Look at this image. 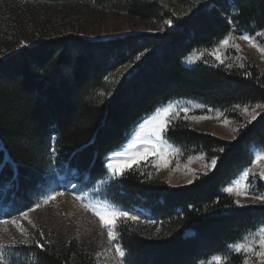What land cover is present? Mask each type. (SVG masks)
I'll return each mask as SVG.
<instances>
[{
  "label": "trees",
  "instance_id": "16d2710c",
  "mask_svg": "<svg viewBox=\"0 0 264 264\" xmlns=\"http://www.w3.org/2000/svg\"><path fill=\"white\" fill-rule=\"evenodd\" d=\"M24 1L81 2L163 29L107 41L62 31L0 59V207L10 213L30 208L52 166L104 178L107 155L161 104L189 97L219 108L264 106V74L256 65L183 62L194 49L216 45L233 24L251 34L264 29V0H174L185 10L181 14L162 0ZM0 30L8 32L3 25ZM130 64L128 75L113 80ZM166 138L188 155L215 156L217 163L182 186L151 179L137 166L112 182L114 201L148 210L155 219L150 227L129 220L119 225L128 263L199 264L227 253L229 264H240L229 245L264 225V204L240 207L224 188L251 165L254 147L264 149V111L231 140L183 119L171 122ZM37 257L41 264H98L76 240L37 248Z\"/></svg>",
  "mask_w": 264,
  "mask_h": 264
},
{
  "label": "rangeland",
  "instance_id": "374dc122",
  "mask_svg": "<svg viewBox=\"0 0 264 264\" xmlns=\"http://www.w3.org/2000/svg\"><path fill=\"white\" fill-rule=\"evenodd\" d=\"M162 2L170 6L176 14L185 11L175 5L174 0H162ZM228 20L233 24L230 18ZM0 25H3L9 32L0 30V59L37 42L44 36L62 31H76L87 39L107 41L163 29L162 25L151 21L130 18L117 11L93 9L86 7L81 2L50 5L45 2L32 4L24 0H8L3 6H0ZM262 33H264V29L254 34L239 32L233 24L232 31L216 45L194 49L184 58L183 62L188 66L197 63H211L226 67H241L249 62L256 65L264 74V53L260 51V48H264ZM244 36L251 37L259 47L243 39ZM225 39L229 40L228 45L221 43ZM232 45H239V48L232 47ZM217 49H219L224 63H220L212 55ZM132 69V64L121 67L114 74L113 80L128 75ZM169 107L171 109L169 125L175 120L183 119L188 125L199 131L227 140L234 139L246 123L254 121L264 111L262 104L219 108L189 97L173 99L145 115L129 139L121 147L107 155V174L104 178L92 179L88 176H81L73 170H64L63 172L52 166L49 168L46 181L38 185V195L28 210L21 213H10L6 205L0 207V244L9 246L0 250L8 255V264H41L37 257V248L42 249L45 245L68 244L73 240L78 241L88 253L94 256L98 264H129L127 250L121 243L118 229L119 225L127 220L123 218L118 220L117 227L114 229L116 239L110 241L108 227L102 226L100 216L94 214L84 205H106L109 209L126 211L130 216L138 217V220L129 219V221L142 222L149 227L154 224L155 219L148 210L127 207L111 198L113 188L111 184L121 174H113L109 164L117 160H127L131 155L143 152L146 147L150 148L151 145L147 141L152 138L151 122L154 117L163 116L162 110ZM193 117L207 118L197 120ZM162 135L165 143L161 147L168 153L167 166H163V160L153 154L147 160H140L138 165L133 164L132 167H140L141 171L148 174L151 179L164 180L171 186L190 184L189 181L193 182L198 176L212 171L214 166L211 165V159H208L204 153L188 155L184 147L178 146L166 138V132ZM121 153L124 155L121 156ZM261 153H264V149L254 147L252 163L245 169L251 170L247 181L250 185L247 195L230 193L235 197V200H240L241 204L245 206L264 204V200H255L256 196H264V177L260 176V173L264 171V160L253 163L256 156ZM109 157H115V160H110ZM244 171L233 179L224 188V191L234 186L237 180H243ZM252 173H256V175H252ZM49 196H55V199L44 203V200ZM24 212L28 213L27 218L21 215ZM104 219L107 222L111 217L105 216ZM13 220L18 221V225L13 224ZM260 229H264V225L246 232L241 239L229 245L230 252L241 256L240 264H243L245 253L236 251V246L250 244L259 250ZM37 241L39 244L36 243ZM117 244L124 252L123 257L116 251ZM217 256L222 257V264H229L227 253L213 254L199 264H217L214 259ZM249 264H264V260L250 253Z\"/></svg>",
  "mask_w": 264,
  "mask_h": 264
},
{
  "label": "snow or ice",
  "instance_id": "6c2138e0",
  "mask_svg": "<svg viewBox=\"0 0 264 264\" xmlns=\"http://www.w3.org/2000/svg\"><path fill=\"white\" fill-rule=\"evenodd\" d=\"M167 23L171 24L172 22L168 21ZM261 35H264V33H262ZM242 38L245 40H248L250 43H253L254 46L259 47V45H256L254 40L251 37L244 36ZM221 43L224 45H228L229 40L225 39ZM232 47L239 48V45H232ZM260 51L264 53V48H260ZM212 55L215 56V58L220 63H224V60L221 54H219V49H217L216 52H213ZM137 59H139V57H137ZM241 67H243V65H241ZM162 111H163V116L154 117L153 122H151L150 132L152 134V138L149 141H147V143L151 145V147L150 148L146 147L143 152H137L131 155L127 160H117L114 163H110L109 167L111 168L113 174H116V175L123 174L125 170L130 169L133 166V164L138 165L140 160H147L148 157L153 154H155L158 158L163 160V166H167L168 160L166 157L168 153L161 146L165 143L163 140L162 134L165 133L169 127V123L171 119L169 113L171 109L169 107V108L163 109ZM245 111H247V109H245ZM185 112H187V109H185ZM206 118L207 117H193V119H197V120L206 119ZM253 119H255V116H253ZM225 123H227V121H225ZM220 151H223V149H220ZM120 155L123 156L124 154L121 153ZM109 159L115 160V157H109ZM260 160H264V153L257 155L253 163L260 161ZM216 163H217V159L215 156H213L211 158V165L215 166ZM250 171H251L250 169L245 170L243 173V180H237L235 182V185L227 188L226 191L229 193L235 192L236 195H247V192L250 186L247 183V181L249 180ZM252 175H256V173H252ZM260 176L264 177V171L260 173ZM189 182L191 183L192 181H189ZM52 199H55V196L47 197L44 200V203H48V201ZM77 199H80V197H77ZM255 200L256 201L264 200V196H256ZM235 203L240 207L245 206L241 204L240 200H236ZM84 206L91 209L94 212V214L100 216L102 226L108 227V235H109L110 241H113L116 239V233L114 232V229L117 227V223L120 218H123L124 220H129V219L138 220V217L130 216L129 213L126 211L109 209L106 205L86 204ZM36 207H39V205H36ZM21 215L24 216L25 218L28 217L27 212H24ZM105 216H109L111 217V219L106 222L104 219ZM12 223L18 225V221L16 220H13ZM259 231L261 232V235L258 240L259 250H257L255 247H253L250 244H239L236 246V251L245 253L243 264H249V254L250 253L259 257L261 260H264V229H260ZM40 235L42 236L43 233L41 232ZM36 243L39 244V241H37ZM40 246L43 247V245H40ZM5 247H9V246L0 244V249H3ZM116 251L120 256L122 257L124 256V252L121 249L119 244L116 245ZM214 259L217 262V264H222V257L217 256ZM8 261H9L8 255L4 251L0 250V264H8Z\"/></svg>",
  "mask_w": 264,
  "mask_h": 264
}]
</instances>
